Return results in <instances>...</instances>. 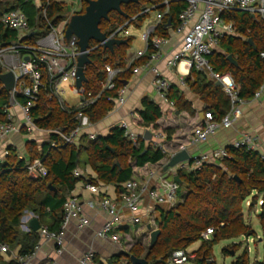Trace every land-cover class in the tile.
<instances>
[{
  "label": "trees",
  "instance_id": "obj_1",
  "mask_svg": "<svg viewBox=\"0 0 264 264\" xmlns=\"http://www.w3.org/2000/svg\"><path fill=\"white\" fill-rule=\"evenodd\" d=\"M11 1L0 0V16L13 9H19L26 15L33 34L22 40L23 43L26 41L29 43L28 40L47 33L51 26H56L62 20L65 12V7L58 1L13 0L14 4L9 7ZM81 1L82 9L79 13H83L86 6V0ZM185 6L186 3L182 0H169V10L157 25L153 35L167 38L170 27L178 25L179 14ZM43 9L45 17L41 13ZM121 9L127 17L116 13L114 26L106 31L101 29L106 35L128 19L134 17L131 23L140 27L148 18V14L137 12L132 14L131 10L135 9L133 6H121ZM222 16L227 22H233L236 35L223 38L219 43L221 51H213L207 56V60L212 72L230 74L238 96L250 100L264 81V61L259 55L264 51V22L254 20L251 15L242 11H228ZM112 19L109 16L108 21ZM16 38L15 31L8 30L0 24L1 45H8ZM124 39L127 42L114 46L112 51L98 47L89 53L91 62L84 67L86 81L82 83L85 93L95 96L101 91V84L106 79V65L120 69L114 78V89L102 91L91 105L81 109L92 123L101 120L112 109L113 99L118 89L129 79L132 69L144 64L154 52L149 46L144 57L127 66L126 53L129 49L127 46L131 38L127 36ZM247 39H250L253 45H250ZM229 54L235 59L237 66L227 60ZM40 69L45 77L44 70ZM184 83L206 103L207 110L211 111L216 119L229 110V98L225 96L221 87L215 85L214 80L209 78L207 72L192 66ZM49 92V89L41 90L37 101L30 108L34 123L42 129L60 128L65 132L70 131L76 125L75 115L78 109L72 107L69 112L63 110L54 97H48ZM9 98V92L0 83V123L6 121L4 109ZM167 99L179 112L185 110L193 113L191 103L183 99L176 87L170 86ZM17 100L21 103L26 102L21 95H17ZM137 115L138 126L155 134L164 132L167 137L170 136L168 131L156 129L155 122L161 116V110L148 98L142 99V109ZM52 140H56L54 146L50 144ZM25 148L30 160L42 159L47 168L46 176L29 177L25 160L19 159L14 151L10 152L5 163L0 165V243L6 244L9 252L17 245H21L18 255L31 253L38 241V232L20 230V220L25 210L34 213L41 221L52 219L50 223L47 222L48 229H59L63 204L79 179L73 175V171L81 154L85 155L86 162L95 171L97 179L103 183L114 184L118 191H121V185L131 178L130 161L136 166H143L145 163H156L163 158L160 148L145 146L142 138L136 146L133 145L119 126L113 127L107 136L82 141L77 147L64 143L55 134H50L48 142L39 147L34 142H26ZM225 148L229 157L221 161L203 164L190 172L176 171L181 181L179 190L183 188L184 192L178 195L179 199L175 206H154L158 212L157 228L161 230L155 245L152 248H144L141 244L135 243L127 253L119 252L112 256L110 264H130L131 255L145 258L147 264H166L167 259L175 251L186 252V248L198 240L201 241V245L188 260L197 264H214L212 247L219 241L235 240L241 236L255 234L252 227L245 222L243 215L244 203L251 195L253 196L250 207L260 202L258 219L264 232V160H261L257 151L235 149L230 146ZM114 159L118 160L119 166L113 168ZM91 182L96 183L93 179ZM209 227L213 228V234L211 238L204 240L201 234ZM233 246L236 252L238 246ZM222 252L224 255H230L227 248H223ZM0 264L19 263L16 260L5 262L0 258ZM230 264H250L247 251L234 257ZM251 264H264V252L260 260H255Z\"/></svg>",
  "mask_w": 264,
  "mask_h": 264
},
{
  "label": "built area",
  "instance_id": "obj_2",
  "mask_svg": "<svg viewBox=\"0 0 264 264\" xmlns=\"http://www.w3.org/2000/svg\"><path fill=\"white\" fill-rule=\"evenodd\" d=\"M49 2V0H47ZM150 7H145L139 14H149L154 11V19L152 23H148L146 30L141 34L140 38L144 42L143 50L137 52V57L144 55L146 49L150 46L154 52L150 55L155 62L159 61L162 47L169 42V38L154 36L153 33L157 25L161 22L164 15L169 10V0H148ZM186 3L185 8L179 14L176 32L171 35L179 36L177 46L172 57L167 61V65H176L184 61L187 68L194 66L197 70L207 72L208 76L222 84V89L229 98V110L219 119H216L212 112H206L201 126L194 130L191 144L200 145L214 136L217 131L232 128L233 125L242 117L243 110L249 100L242 99L238 96V91L234 80L228 73L217 74L212 72L207 56L216 50L220 41L226 36L236 33L233 22H227L222 16L228 11H242L249 15H254L256 19L264 22V0H182ZM45 12V9L44 11ZM71 14L62 17V20L56 25L51 26L50 30L42 37L38 38L34 44L22 42L33 33L28 24L26 15L19 9H13L3 13L0 16V24L8 30L15 31L17 38L8 45L0 44V68L2 73L12 72L14 75V85L10 94L8 105L4 109L6 121L0 123V165L5 163L10 152L14 151L19 159L25 160V168L27 174L31 178H39L47 175V168L41 158L29 159L26 152L18 150L16 145L12 143L11 137L24 130L28 135L35 132L47 134H55L64 143L77 146L80 137L90 129L93 124L83 114L81 109L91 105L101 94L102 91H110L114 89V78L120 72L119 68L105 66L106 79L101 84V91L92 96L85 93L83 87L76 89L73 84V91L80 96L75 115L76 125L70 131H63L60 128L42 129L33 121L30 115V108L38 99L41 90L49 89V98L54 97L60 107L69 112L72 106L68 105L62 97L63 90L60 87L64 78H70L75 83L77 56L79 47L77 45V36L71 35L68 41L65 40L64 32ZM43 17L45 14L43 13ZM134 19H128L122 25L115 27L106 35L107 39L124 38L130 35L128 26ZM50 24V23H49ZM102 47V43L96 42V45L89 46L87 51L90 53L94 49ZM264 61V51L259 53ZM26 58H28L26 60ZM44 70L45 77L41 72ZM140 66H135L132 70L136 73L140 70ZM149 71L153 74V86L158 97L168 103L167 93L171 86L170 81L159 70L156 63L148 64ZM180 83L183 84L182 77ZM3 86V85H2ZM126 85L118 89L114 98L115 103L119 106L123 105L126 100ZM17 95H21L26 100L21 103L17 100ZM264 98V81L255 91L250 101L258 102ZM13 109H18L21 118L18 119L13 113ZM119 127L123 129L124 136L137 145L141 136L135 134L127 121H121ZM89 140H94L97 135L95 133H87ZM156 138H162L161 133H156ZM51 146L56 144V140L50 142ZM262 144L261 137L256 132H243L229 145L235 149H246L257 151L261 160H264V152L260 151ZM153 148L162 147L155 142ZM184 149V148H182ZM229 157L226 148H216L206 152H199L191 155L188 161L177 165L171 173L176 175L178 169L187 172L198 169L203 164L214 163ZM73 175L80 176L77 169H74ZM155 186L151 187V175L147 182H139L129 179L122 184V190L116 198L102 196L95 203L92 200L87 201L90 208L98 206L107 216V221L95 232V236L102 240L111 241L119 244L120 235L115 231V224L119 221L121 212L125 209L130 214V222L133 225L142 221L141 204L143 200L150 207L155 205H165L168 207L175 206L178 202L179 183L173 180H166L161 174L154 177ZM87 187L97 193L95 185L88 184ZM157 188V189H156ZM148 206V207H149ZM248 206L250 202L248 201ZM32 218H37L31 211L25 210L20 220V230L30 232L28 222ZM76 222L77 229H83L89 223L88 218L84 215L81 205L78 201L70 196L63 204L62 221L58 230H50L48 227L40 225L38 229V241L31 253L18 255L12 254V259L19 264H32L38 251L44 246L51 245L55 255L60 256L66 249L65 232L69 223ZM213 234V228H207L201 238L208 240ZM9 248L6 244L0 243V253H8ZM189 255L183 250L175 251L171 255L173 262L185 263L188 261ZM50 264H58L55 260ZM76 264H95L94 251L89 248L76 261Z\"/></svg>",
  "mask_w": 264,
  "mask_h": 264
},
{
  "label": "crops",
  "instance_id": "obj_3",
  "mask_svg": "<svg viewBox=\"0 0 264 264\" xmlns=\"http://www.w3.org/2000/svg\"><path fill=\"white\" fill-rule=\"evenodd\" d=\"M153 19L154 17L148 19V21L145 20L147 21V25L148 23H152ZM168 33L169 35L167 38H169V42L160 50L159 53L161 57L159 61L155 62V60L149 57L144 64L140 65L141 68L138 72L133 73L132 70V74L125 82L127 92L124 104L119 106L115 103V99H113L112 109L101 120L92 123L93 126L80 137L79 141L80 144L82 141L89 140L87 137V133L89 132L95 133L97 136H107L113 127L119 126L120 122L123 120L127 121L131 130L144 140L145 146L152 147L154 143L157 142L162 147L163 158L156 163H145L143 166H136L134 162L130 161L132 165V175L130 179L139 182H147L151 175V182L149 183L151 187L155 186L154 177L164 174L162 168L169 157L175 152L182 150V148L186 149L191 156L203 151L206 152L216 148H225L243 132H256L260 135L262 141L260 151L264 152V98L260 99L258 102L250 101V99L243 110L242 117L232 128L217 131L207 142L200 145L191 144L194 130L202 125L205 113L211 111L207 110L206 103L203 102L197 94H194L189 86L184 83V79L188 76L190 71V68H187L185 62L181 61L174 66L167 65V61L172 57L179 39V36L174 34L171 35L173 33L172 30H169ZM234 35H236V33L231 36ZM143 48L133 53H129L127 50V66L145 56L147 49L144 55L137 57V52L143 50ZM216 50L221 51L219 45ZM153 63L157 64L159 70L170 81L171 86L176 87L180 91L183 99L191 103L193 113H189L185 110L179 112L172 103L165 102L158 97L153 86V74L148 68V64L150 65ZM181 77L183 84L180 83ZM214 82L216 81L214 80ZM223 93L225 94L224 91ZM225 96L227 95L225 94ZM143 98H148L159 106L161 116L155 122L156 129L159 131L166 130L170 136L167 137V134L164 132H157L161 133L163 136L159 139L156 138V134L149 129L138 126L139 119L137 114L142 109ZM13 113L18 119L21 118L18 109H13ZM23 131L24 130L11 137L12 143L22 152H26V142H34L35 145L39 147L41 144L49 141L50 135L47 133L35 132L28 135ZM145 131L151 133V138L149 140L144 139ZM79 144L77 146H79ZM76 169L79 171L80 176H78L79 179L76 181L69 197L72 196L78 201L89 223L80 230L77 229L75 221L69 223L65 232L66 249L64 253L57 256L51 245L44 246L37 252L32 264H50L53 260L58 264H76L77 259L89 248L94 251L95 264H107V261L110 260L112 256L119 252L127 253L135 243H139L145 248V241L146 239L149 240L150 233V229H147V226L150 225L151 229L157 227L156 217L158 212L154 207H150L144 199L141 204L142 221L134 225L133 228L130 227L132 223L130 222L129 212L125 209L121 212L119 221L114 226L115 231L120 235L119 244L99 239L95 236V232L107 221L108 216L101 211L98 206L94 208L88 207L87 201L90 199L98 203L100 197L104 195L116 198L120 190L118 191L114 184H107L99 181L95 171L90 164L86 162L84 154L79 156ZM91 179L95 180L96 183H92ZM88 184L95 185L98 192H92L87 187ZM257 203L260 205L259 201ZM51 220L46 219L41 221L38 219L40 225L44 224V226H47V222L50 223ZM20 248L21 245H17L8 253H0V258L5 262H10L13 260L11 253L17 254ZM193 256L194 254H191L190 258Z\"/></svg>",
  "mask_w": 264,
  "mask_h": 264
},
{
  "label": "water",
  "instance_id": "obj_4",
  "mask_svg": "<svg viewBox=\"0 0 264 264\" xmlns=\"http://www.w3.org/2000/svg\"><path fill=\"white\" fill-rule=\"evenodd\" d=\"M138 0H86V6L84 8L83 13H73L70 15L68 23L65 27L64 37L65 40L68 41L71 35L77 36V45L79 47V54L77 56V68H76V77L74 86L76 89L82 86V83L86 81V77L84 74V67L89 64V52L87 49L90 46V41L93 40L98 43H102L103 50L109 49L110 51L113 50L114 46L125 44L127 41L124 38H112L107 39L106 34L101 31L99 24L101 20L108 21L109 20V13L114 11L123 17H127V15L122 11L121 5L127 4L130 2H137ZM254 20H257L254 15H251ZM170 25V18H168L167 26ZM247 42L250 45H253L250 39H247ZM227 60L237 66V62L232 57L231 54L227 55ZM28 58H26L27 60ZM0 83L3 87L10 91L14 85V75L12 72H6L0 74ZM215 85L221 87L222 84L219 81L215 82ZM151 138V133L149 131H145L144 139L149 140ZM113 152V149H111ZM143 150L142 153H144ZM190 159V155L186 149H182L180 151L175 152L173 155L169 157L167 162L164 164L162 170L166 172L168 170H174L178 164L188 161ZM119 166V162L117 159L112 161V167ZM237 179L236 177H234ZM173 180L177 183H181L177 175L173 176ZM51 187V186H49ZM28 226L30 227L31 231L37 232L40 228V223L37 218H32L28 222ZM147 229H150L149 233V248H152L158 236L161 233L159 228L151 229V226L148 225ZM234 252H231L233 255ZM110 264V260L107 261ZM130 264H147L145 258L136 257L134 255L130 256Z\"/></svg>",
  "mask_w": 264,
  "mask_h": 264
},
{
  "label": "rangeland",
  "instance_id": "obj_5",
  "mask_svg": "<svg viewBox=\"0 0 264 264\" xmlns=\"http://www.w3.org/2000/svg\"><path fill=\"white\" fill-rule=\"evenodd\" d=\"M12 1L8 5L9 7L14 4V2ZM53 1H58L65 7V12L63 13L62 16L73 14V13H79L80 10L82 9L81 0H53ZM126 5L133 6L135 9L131 10V13L135 14L136 12L140 13L141 10L145 7H150V2L148 0H139L138 3L130 2L127 4H122L121 6L125 7ZM43 10L41 12L42 14L44 13ZM154 14H155L154 11H150L148 14V18L146 20L148 21V19L154 17ZM109 16L113 18L112 21L101 20L99 24L100 29H102L103 31H106L114 26L116 12L111 11L109 13ZM147 21H145L140 27L135 26L134 23L129 24L128 31L130 32L129 36L131 38V42L127 46L129 48L128 49L129 53L136 52L138 49H141L144 47V42L141 40L140 36L146 30ZM176 29H177V24L175 26L170 27V30H172L173 32H176ZM45 34L46 33H42L38 35V37H36L35 39L31 40L32 42L30 40H28V42L34 44L38 38L44 36ZM227 37H231V35L226 36V38ZM90 45L94 46L96 45V42L91 40ZM73 84L74 83L70 78H64L61 81L60 87L63 90L62 97L66 101V103L72 107H77L80 96L74 93ZM179 170L182 172H185V170L183 169H178L177 171ZM163 175L166 178V180H171L173 178V174L171 173L170 170L164 172ZM183 192H184V189L180 188V190L178 191V195L182 194ZM252 196L253 195L249 196L247 201L244 203L243 215H244L245 222L252 227L255 234L252 236H241L235 240L219 241L217 244H215L212 247V258H213L214 264H230V262L232 261L234 257H236L237 255H240L245 250L248 253V260L250 264L253 263L255 260H260L262 258L263 252H264L263 250L264 232L262 231L260 227L259 219H258V215L260 213V209H259L260 205L257 203L253 207L248 206V201L250 202ZM130 227L133 228L134 225L130 224ZM147 240L148 239H146L145 241V245H146L145 248H147L149 244V240L148 241ZM129 243H132V242H129ZM200 245H201V241L198 240L194 242L193 244H191L189 247H187L186 248L187 255H189L190 257L191 254H194L198 250ZM233 245L238 246L237 247L238 250L236 252H234L236 249H234ZM223 248H227L230 255H224L222 252ZM231 252H234V254L231 255ZM166 264H197V263L191 260H188L185 263H178V262L176 263L171 260V257H169L166 261ZM204 264H208V263H204Z\"/></svg>",
  "mask_w": 264,
  "mask_h": 264
}]
</instances>
